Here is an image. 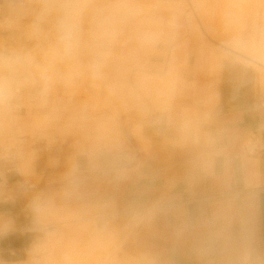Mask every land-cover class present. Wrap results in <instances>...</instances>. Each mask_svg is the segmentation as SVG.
<instances>
[{
    "label": "clouds",
    "instance_id": "obj_1",
    "mask_svg": "<svg viewBox=\"0 0 264 264\" xmlns=\"http://www.w3.org/2000/svg\"><path fill=\"white\" fill-rule=\"evenodd\" d=\"M0 264H264V0H0Z\"/></svg>",
    "mask_w": 264,
    "mask_h": 264
},
{
    "label": "crops",
    "instance_id": "obj_2",
    "mask_svg": "<svg viewBox=\"0 0 264 264\" xmlns=\"http://www.w3.org/2000/svg\"><path fill=\"white\" fill-rule=\"evenodd\" d=\"M10 243L12 247H15L17 249H22V247L24 246L23 240H15V241H11Z\"/></svg>",
    "mask_w": 264,
    "mask_h": 264
}]
</instances>
